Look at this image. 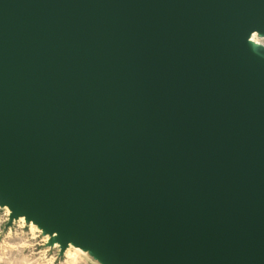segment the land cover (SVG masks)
Segmentation results:
<instances>
[{"label": "water", "instance_id": "1", "mask_svg": "<svg viewBox=\"0 0 264 264\" xmlns=\"http://www.w3.org/2000/svg\"><path fill=\"white\" fill-rule=\"evenodd\" d=\"M264 0H0V207L100 264H264Z\"/></svg>", "mask_w": 264, "mask_h": 264}, {"label": "rangeland", "instance_id": "2", "mask_svg": "<svg viewBox=\"0 0 264 264\" xmlns=\"http://www.w3.org/2000/svg\"><path fill=\"white\" fill-rule=\"evenodd\" d=\"M264 43V37L254 36ZM36 225L17 218L9 222V210L0 207V264H100L88 251L70 245L61 254L59 245Z\"/></svg>", "mask_w": 264, "mask_h": 264}, {"label": "bare ground", "instance_id": "3", "mask_svg": "<svg viewBox=\"0 0 264 264\" xmlns=\"http://www.w3.org/2000/svg\"><path fill=\"white\" fill-rule=\"evenodd\" d=\"M20 218L22 219V217H20ZM74 248L79 249V248H77V247H74Z\"/></svg>", "mask_w": 264, "mask_h": 264}]
</instances>
